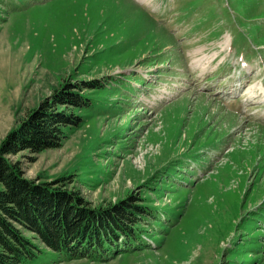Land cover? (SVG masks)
I'll return each mask as SVG.
<instances>
[{"label": "rangeland", "instance_id": "rangeland-1", "mask_svg": "<svg viewBox=\"0 0 264 264\" xmlns=\"http://www.w3.org/2000/svg\"><path fill=\"white\" fill-rule=\"evenodd\" d=\"M67 89L89 106L57 107L80 118L60 146L4 159L143 205L144 245L68 260L22 230L25 264H264V0H0V145Z\"/></svg>", "mask_w": 264, "mask_h": 264}, {"label": "trees", "instance_id": "trees-1", "mask_svg": "<svg viewBox=\"0 0 264 264\" xmlns=\"http://www.w3.org/2000/svg\"><path fill=\"white\" fill-rule=\"evenodd\" d=\"M60 106L83 109L89 99L79 91H61L0 145V264H25L37 258L38 247L22 230L68 260L104 261L144 245L136 229L145 212L143 205L123 201L107 210L86 209L76 194L26 180L18 163L4 159L22 151L58 148L64 129L80 123L78 116L57 112Z\"/></svg>", "mask_w": 264, "mask_h": 264}, {"label": "bare ground", "instance_id": "bare-ground-1", "mask_svg": "<svg viewBox=\"0 0 264 264\" xmlns=\"http://www.w3.org/2000/svg\"><path fill=\"white\" fill-rule=\"evenodd\" d=\"M137 1L140 2L141 4H147L150 0H137ZM136 15H138V14H136ZM160 34H161V32H160Z\"/></svg>", "mask_w": 264, "mask_h": 264}]
</instances>
